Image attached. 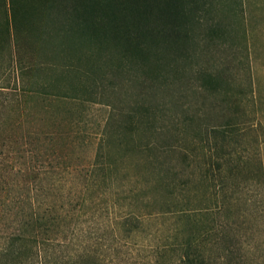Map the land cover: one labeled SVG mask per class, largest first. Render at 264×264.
<instances>
[{
  "label": "rangeland",
  "instance_id": "rangeland-1",
  "mask_svg": "<svg viewBox=\"0 0 264 264\" xmlns=\"http://www.w3.org/2000/svg\"><path fill=\"white\" fill-rule=\"evenodd\" d=\"M43 4L0 0V143L8 148L0 174L15 178L14 186L19 159L68 162L52 197L71 205L83 194L99 196L98 220L107 227L128 209L157 211L172 189L157 183L174 181L191 209L210 207L206 214L193 212L197 223H224L248 264H264V0L202 1L190 26L194 39L185 44L189 58L178 60L182 75L154 85L136 59L120 58L110 45L96 49L78 35L60 42L49 21H63L67 13L30 11ZM28 15L37 27L26 39L19 24ZM41 33L49 36L40 43L43 52L32 40L39 43ZM215 69L224 72L216 87L197 78ZM230 115L239 116L235 129L217 132L213 126ZM19 149H25L23 158ZM93 159L115 167L97 172V192L86 190L85 167ZM209 159H240L250 170L222 168L229 177L223 193L216 181L198 179L200 162ZM50 181L43 182L48 191ZM183 219L144 216L136 243L123 246L121 255L142 259L151 245L170 239L173 226L188 231ZM11 226L0 221V231Z\"/></svg>",
  "mask_w": 264,
  "mask_h": 264
},
{
  "label": "trees",
  "instance_id": "trees-1",
  "mask_svg": "<svg viewBox=\"0 0 264 264\" xmlns=\"http://www.w3.org/2000/svg\"><path fill=\"white\" fill-rule=\"evenodd\" d=\"M202 1L45 0V4L31 7L30 11H65L67 16L63 21H49L50 27L60 32V42L78 35L85 37L87 43L95 45L96 49L110 45L117 50L120 58L136 59L146 79L152 82L150 85H154L169 80L167 76L178 78L182 75L184 70L178 60L189 58L190 52L185 44L194 39L190 26L198 18ZM36 23L31 15L23 17L19 34L26 39L32 37L31 31L37 27ZM40 35L42 40L39 43L32 40L37 44V50L43 52L40 43L43 40L46 42L49 36L45 33ZM197 74L202 84L216 87L222 81L224 72L215 69ZM238 121L239 116L230 115L213 128L224 134L227 130L235 129ZM2 124L0 120V128ZM6 146L7 143H0L1 171L7 167L4 164L8 155ZM24 151L19 149V157L25 156ZM237 160L233 164L230 163L232 159L200 162L204 168L198 179L216 181L213 186L224 193L229 177L220 172L222 168L228 172H231V168H236L237 172L250 170L248 162ZM67 166L70 164L61 160L53 163L51 159H19L16 169L19 181L14 186L15 178L7 181L6 173L0 174V221L7 222V226L12 225L10 230L0 231V264H248L240 251L242 244L230 240L224 223H197L193 212L206 214L210 207L191 209L187 201L180 200L182 189H178L174 181L157 183L172 187L166 194L170 200L164 199L157 211L128 209L116 215L113 223L107 227L98 220L101 212L96 206V199L99 196L83 194L71 205L69 202H57L52 197L50 190L54 181ZM9 168L12 169L13 165ZM107 169H115L113 161L93 159L85 167L86 173H89L87 177L91 179L86 178L89 181L86 190L91 186L89 190L100 191V185L95 182L99 180L96 174ZM259 173L262 177L261 167ZM49 179L48 191L43 182ZM139 196L140 193H137L136 197ZM141 196L146 197V194L142 193ZM221 198L226 199L224 196ZM87 209L91 210L89 219L86 217ZM106 209H109V205ZM152 212L176 214L184 218L189 229L184 232V229L173 226L170 239L151 245L149 253L142 259H137L132 253L121 255L123 246L136 243L143 217ZM88 220L91 223L85 225ZM110 238L112 242H109ZM114 247L116 251L111 256ZM140 247L144 248L142 245Z\"/></svg>",
  "mask_w": 264,
  "mask_h": 264
}]
</instances>
